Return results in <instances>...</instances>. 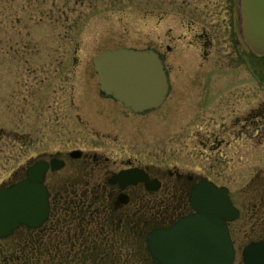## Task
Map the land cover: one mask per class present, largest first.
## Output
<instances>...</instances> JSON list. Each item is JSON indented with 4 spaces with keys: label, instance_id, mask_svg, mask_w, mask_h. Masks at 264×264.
Masks as SVG:
<instances>
[{
    "label": "rangeland",
    "instance_id": "rangeland-1",
    "mask_svg": "<svg viewBox=\"0 0 264 264\" xmlns=\"http://www.w3.org/2000/svg\"><path fill=\"white\" fill-rule=\"evenodd\" d=\"M236 15V0H0V185L23 177L42 152L81 147L193 168L230 189L240 209L229 225L233 264H242L250 242L244 171L262 145L238 139L233 149L213 153L192 139L193 131L217 128L220 117L227 122L232 109L264 103V57L242 43ZM191 21L214 42L206 59L199 44H188ZM121 47L165 54L170 92L145 115L99 93L92 58ZM13 244L0 247L10 252Z\"/></svg>",
    "mask_w": 264,
    "mask_h": 264
},
{
    "label": "flooded vegetation",
    "instance_id": "flooded-vegetation-1",
    "mask_svg": "<svg viewBox=\"0 0 264 264\" xmlns=\"http://www.w3.org/2000/svg\"><path fill=\"white\" fill-rule=\"evenodd\" d=\"M186 30L190 34L188 44H199L206 59L214 48L212 37L205 29H198L194 21ZM166 34L169 37V31ZM232 37L234 48L239 50L234 32ZM182 39L185 38L177 36L178 41ZM171 48L165 45L166 51ZM158 52L168 78L169 93L165 54ZM151 111L135 114L145 115ZM199 112L194 118H198ZM223 119L224 116L220 117L219 126L204 135L193 131L192 139L200 143L203 150L213 153L221 151L223 146L233 149L238 139L262 145V148L258 146L259 153L253 157L255 163L251 169L244 171L242 218L245 238L264 240V103L245 111L232 109L228 121ZM208 121L217 124L216 119ZM252 132L258 135L252 136ZM248 149L255 150L252 146ZM72 151H78L77 155H71ZM34 159L33 163L42 161L47 165L43 184L48 193V216L37 228L20 226L0 239V244L14 239L12 251L5 252L0 247L2 261L9 260L10 264H28L29 260L34 264H154L147 250L148 234L167 229L180 218L194 213L190 192L197 183L203 179L216 183L193 168L143 163L134 156L108 153L104 147L42 152ZM127 170L139 171L140 177L145 178L125 183L119 176ZM23 175L20 179L25 177V169ZM16 176L13 174L7 179L14 180ZM230 192L228 188L231 200ZM236 208L239 217L240 209Z\"/></svg>",
    "mask_w": 264,
    "mask_h": 264
},
{
    "label": "water",
    "instance_id": "water-1",
    "mask_svg": "<svg viewBox=\"0 0 264 264\" xmlns=\"http://www.w3.org/2000/svg\"><path fill=\"white\" fill-rule=\"evenodd\" d=\"M237 8L244 45L253 55L264 57V0H237ZM92 65L100 95L134 113L157 109L168 94L163 62L153 49H106L92 58ZM46 168L45 162L37 161L26 168L24 178L0 187V239L20 226L37 228L47 219ZM144 178L134 170L119 176L125 183ZM190 203L194 213L148 234L146 245L154 264H233L235 250L227 223L238 217V210L228 189L200 181L190 192ZM241 260L243 264H264V240L247 243Z\"/></svg>",
    "mask_w": 264,
    "mask_h": 264
},
{
    "label": "trees",
    "instance_id": "trees-1",
    "mask_svg": "<svg viewBox=\"0 0 264 264\" xmlns=\"http://www.w3.org/2000/svg\"><path fill=\"white\" fill-rule=\"evenodd\" d=\"M230 2V1H229ZM230 6H231V4H230ZM0 264H10V262H9V260H7L6 262H4V261H2V259H1V255H0ZM28 264H34L33 263V260H29V263Z\"/></svg>",
    "mask_w": 264,
    "mask_h": 264
},
{
    "label": "bare ground",
    "instance_id": "bare-ground-1",
    "mask_svg": "<svg viewBox=\"0 0 264 264\" xmlns=\"http://www.w3.org/2000/svg\"><path fill=\"white\" fill-rule=\"evenodd\" d=\"M98 78V77H97Z\"/></svg>",
    "mask_w": 264,
    "mask_h": 264
}]
</instances>
